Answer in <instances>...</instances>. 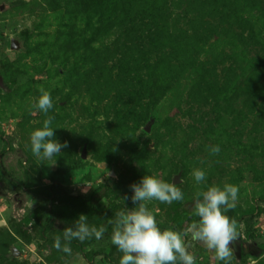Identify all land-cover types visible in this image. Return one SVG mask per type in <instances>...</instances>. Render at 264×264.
Listing matches in <instances>:
<instances>
[{
  "label": "rangeland",
  "instance_id": "1",
  "mask_svg": "<svg viewBox=\"0 0 264 264\" xmlns=\"http://www.w3.org/2000/svg\"><path fill=\"white\" fill-rule=\"evenodd\" d=\"M69 2L0 0V264H119L103 211L135 207L130 185L149 174L184 194L148 203L162 229L186 226L196 191L237 186L226 212L240 233L231 264H264V0ZM41 87L53 139L67 142L43 162L30 143L47 118L31 107ZM100 185L97 209L65 197ZM81 214L106 227L103 237L58 251L54 237L64 243ZM186 244L196 264H224L203 243Z\"/></svg>",
  "mask_w": 264,
  "mask_h": 264
},
{
  "label": "clouds",
  "instance_id": "2",
  "mask_svg": "<svg viewBox=\"0 0 264 264\" xmlns=\"http://www.w3.org/2000/svg\"><path fill=\"white\" fill-rule=\"evenodd\" d=\"M39 92V97L33 101L31 107L42 111L47 118L42 127L30 134L31 151L42 162L52 161L53 157L61 153L62 148L67 147V142L61 144L53 139L55 133L51 124L54 117L47 116L53 108L52 98L42 87ZM220 150L219 145L209 146L212 155H218ZM192 175L197 184L206 179L205 171L199 168L194 169ZM130 188L135 207L116 211L114 219L108 221L113 226L111 243L122 253L119 264H196V257L188 250L187 237L214 251L216 258L224 264H231L233 250L229 245L240 233L237 220L230 218L226 212L236 207L239 192L237 186L225 183L223 187L211 185L196 191L193 196V210L198 219L183 231L162 229L148 207V203L154 200L166 204L182 201L184 194L174 183L149 174L138 183L131 184ZM106 230L104 225L90 226L87 216L81 214L74 227L69 226L63 230L64 243L61 236L57 235L54 237L53 246L58 251L71 254L69 245L72 240L84 242L93 237L100 240Z\"/></svg>",
  "mask_w": 264,
  "mask_h": 264
},
{
  "label": "trees",
  "instance_id": "3",
  "mask_svg": "<svg viewBox=\"0 0 264 264\" xmlns=\"http://www.w3.org/2000/svg\"><path fill=\"white\" fill-rule=\"evenodd\" d=\"M70 3H71V5L75 4L76 0H70L69 4ZM90 26H91L90 22L87 21L86 27L84 29H82L83 30L82 31V37H83L82 39L84 42H86L88 40V36L86 35L87 31H85V30L90 29ZM261 63L264 64V59H261ZM103 188H105V186L100 185L89 196L68 194L65 197L68 201H70L72 203L76 202V204H80L81 206H83L85 208L97 209V202L100 201L103 198V196L105 195V194L104 195L102 194ZM50 202H53V200H50ZM118 210H121V204H111L110 203L108 205V208L105 211H103L104 212L103 215L108 220H111V219H114L115 212ZM262 211H263V208L261 206H257L256 208L249 210L247 212V214L250 216L256 217ZM197 219H198V217H196L195 215H192L190 217L185 218V220L187 221L186 226H183V222L179 221L177 224H175L173 226H169L168 228H173L174 230L183 231L188 225H190L192 222H194Z\"/></svg>",
  "mask_w": 264,
  "mask_h": 264
},
{
  "label": "water",
  "instance_id": "4",
  "mask_svg": "<svg viewBox=\"0 0 264 264\" xmlns=\"http://www.w3.org/2000/svg\"><path fill=\"white\" fill-rule=\"evenodd\" d=\"M14 42H16V39H13V40H12V43H11V47H12V48H16L15 45H14ZM179 181H180L179 179H176V180H175V183H177V182H179Z\"/></svg>",
  "mask_w": 264,
  "mask_h": 264
}]
</instances>
